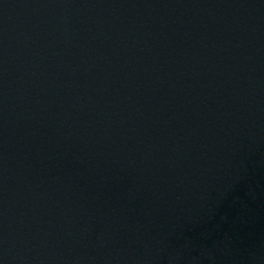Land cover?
Listing matches in <instances>:
<instances>
[{
	"label": "water",
	"instance_id": "95a60500",
	"mask_svg": "<svg viewBox=\"0 0 264 264\" xmlns=\"http://www.w3.org/2000/svg\"><path fill=\"white\" fill-rule=\"evenodd\" d=\"M0 264H264V0H0Z\"/></svg>",
	"mask_w": 264,
	"mask_h": 264
}]
</instances>
